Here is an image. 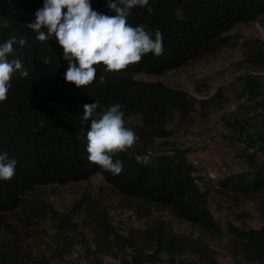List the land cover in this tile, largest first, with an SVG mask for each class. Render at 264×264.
<instances>
[{"label":"trees","instance_id":"obj_1","mask_svg":"<svg viewBox=\"0 0 264 264\" xmlns=\"http://www.w3.org/2000/svg\"><path fill=\"white\" fill-rule=\"evenodd\" d=\"M91 4L98 12L115 15L108 9L107 0H91ZM41 7L43 0H0V17L10 25L0 30V42L12 35L26 37L27 46H15L16 56L10 59H21L29 73L27 77L15 73L8 98L0 102V151L18 162L14 178L0 180V264H51L2 239L3 233H15L10 216L24 208L31 211L33 204L29 206L26 197L34 188L66 186L96 175L125 199L167 209L173 218L197 231L194 235L179 233L169 221L157 219L146 229L123 238L109 225L104 226L116 237L120 254L112 248L110 251L114 257L124 258L123 264H219L209 240L224 239V228L214 218L210 192L200 187L199 170L189 161L187 150L167 142L174 135L167 126L175 115L185 118L195 112L198 104L202 109L221 107L226 102L225 90L197 100L182 89L135 77L163 76L229 48L242 52L241 65L264 67V40L232 33L241 24L260 20L264 0H150L148 7L154 12L136 7L129 23L143 24L153 34L158 28L163 35V54H148L120 73H109L98 65V77L103 75L104 81L97 77L83 89L64 79L68 64L55 39L37 41L35 33L26 27L35 21ZM259 85L256 90L246 85L235 92L243 102L226 119L228 138L244 146L238 156L247 164L246 170L230 173L220 182L227 190L249 193L264 189V84ZM96 101L104 107L122 105L127 126L139 136L140 142L133 149L114 157L123 162L119 175L87 159L90 121L81 117L83 105ZM132 118H139L140 123L134 124ZM149 151L154 154L152 162L138 163L136 156ZM34 202L46 205L40 200ZM261 214L262 226L257 229L228 225L226 248L243 264H264V205ZM85 247L89 264H104L96 250Z\"/></svg>","mask_w":264,"mask_h":264},{"label":"rangeland","instance_id":"obj_2","mask_svg":"<svg viewBox=\"0 0 264 264\" xmlns=\"http://www.w3.org/2000/svg\"><path fill=\"white\" fill-rule=\"evenodd\" d=\"M263 23L264 15L257 22L237 26L232 33L264 40ZM242 60L240 50L229 48L163 76L139 74L135 77L136 80L160 82L182 89L197 100L209 99L218 90H225L226 102L221 107L211 105L202 109L198 104L195 112L185 118L175 115L167 126L174 133L167 142L187 150L189 161L199 170L200 187L210 192L209 204L214 218L224 228V239L209 240L217 251L219 264L245 263L228 253L229 224L247 230L259 228L263 222L264 189L241 193L227 190L220 184L230 173L247 169L246 162L238 156L244 146L232 143L228 138L226 119L243 102L235 92L246 85L256 90L259 83L264 84V67L243 66ZM130 121L140 123L139 118ZM158 142L163 143V140ZM26 199L29 206L33 204L31 211L24 208L11 215L9 222L15 233H3L2 239L18 244L22 250L51 264H89L86 245L102 256L104 264H123L124 258H116L110 251L112 248L120 254L116 237L104 229L107 225L123 238L133 231L146 229L157 219L169 221L176 232L197 234L193 226L173 218L167 209L120 196L101 175L66 186L37 187ZM38 200L46 203V210L34 202Z\"/></svg>","mask_w":264,"mask_h":264},{"label":"clouds","instance_id":"obj_3","mask_svg":"<svg viewBox=\"0 0 264 264\" xmlns=\"http://www.w3.org/2000/svg\"><path fill=\"white\" fill-rule=\"evenodd\" d=\"M150 0H107V7L115 15H107L93 9L91 0H43L37 9L35 21L26 25L40 42L55 39L63 50V59L68 67L64 79L69 84L83 89L97 80L98 65L105 66L109 73H120L128 66L138 64L148 54H163V35L157 28L155 33L143 24L129 23L132 10L147 8ZM9 22L0 17V30L9 28ZM25 36L12 35L0 42V102L8 98L12 77L19 72L27 77L28 71L16 56V47L24 48ZM47 63V61H44ZM102 83L104 76L98 77ZM82 119L90 121L87 131V159L102 170L119 175L123 162L114 157L133 149L139 136L127 126L122 105L114 103L108 107L85 104ZM153 153L137 155L138 163L148 165ZM17 161L0 151V180L10 181L16 174Z\"/></svg>","mask_w":264,"mask_h":264}]
</instances>
